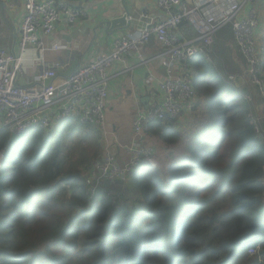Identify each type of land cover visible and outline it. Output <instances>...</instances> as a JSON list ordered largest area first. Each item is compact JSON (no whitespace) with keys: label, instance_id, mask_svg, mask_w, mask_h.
Instances as JSON below:
<instances>
[{"label":"trees","instance_id":"obj_1","mask_svg":"<svg viewBox=\"0 0 264 264\" xmlns=\"http://www.w3.org/2000/svg\"><path fill=\"white\" fill-rule=\"evenodd\" d=\"M259 20L262 87L250 84L248 98L230 78L244 75L248 63L233 24H225L211 59L189 60L195 109L181 122L151 124L178 147L158 150L134 170V206L135 195L91 198L85 174L100 157L82 141L99 146L96 127L71 117L12 139L0 124V264H264V241L248 254L264 239V139L255 123L261 118L264 130Z\"/></svg>","mask_w":264,"mask_h":264},{"label":"built area","instance_id":"obj_2","mask_svg":"<svg viewBox=\"0 0 264 264\" xmlns=\"http://www.w3.org/2000/svg\"><path fill=\"white\" fill-rule=\"evenodd\" d=\"M19 1L26 9L19 32V53L0 47V122L12 139L34 127L51 129L71 117L104 132L110 81L108 69L114 62L132 53L138 54L139 63L144 62L142 48L152 37L171 55L172 61L181 63L179 72L170 73L159 82V100L135 115L133 140L125 146L127 162L120 164L116 156L108 152L102 161L92 163L86 181L94 198L100 193L111 197L114 194L113 185L121 181L125 184L142 160L157 154L158 144L146 141L153 137L151 124L160 120L181 122L195 109L189 60L197 55L210 60L215 34L225 24H233L237 44L248 63L244 74L247 81L252 85H263L260 77L262 55L255 35L260 23L257 0H205L194 7H188L182 0H156L160 20L125 33L115 41L111 52L97 53L63 84H43L39 87L19 85L17 77L24 76L27 71L24 52L30 48L44 52L47 41L53 37L58 26L73 24L85 14L84 10L57 0ZM126 18L128 23L133 20L128 14ZM184 21L192 27V36L180 30ZM53 48L64 50L68 46L55 42ZM41 59L44 60L42 56ZM59 64L54 62L52 69L44 66L39 77H55ZM235 77L230 74L231 79ZM152 80L153 77L148 78L147 83ZM258 120L256 118L255 123ZM3 159L4 153L0 152V166ZM250 254L256 255V249L252 248Z\"/></svg>","mask_w":264,"mask_h":264},{"label":"crops","instance_id":"obj_3","mask_svg":"<svg viewBox=\"0 0 264 264\" xmlns=\"http://www.w3.org/2000/svg\"><path fill=\"white\" fill-rule=\"evenodd\" d=\"M182 1L188 7H194L205 0ZM57 2L74 5L84 10L85 14L73 24L58 26L53 37L47 41V49L44 52L32 48L24 52L23 61L27 71L24 76L17 77L19 85L39 87L45 84L46 79L39 77L42 73L41 69L44 66L52 69L54 62L60 64L56 76L50 78L49 85H61L70 77L65 76L64 72L75 59H78L75 69L78 71L97 53L111 52L115 41L125 33L134 32L138 26L155 23L160 20L161 15L156 0H57ZM256 5L264 24V0H257ZM25 13L26 9L22 1L0 0V47L4 50L19 53V32ZM126 14L133 17L132 22L128 23L126 18L127 25L117 23V27H111L113 19H121ZM180 30L187 36L194 34L192 27L186 21L181 24ZM55 42L67 45L68 48L54 50ZM142 54L144 62L139 63L138 54L132 53L114 62L108 69L110 81L105 109V131L101 132L105 150H103L104 155L98 159L100 161L110 152L116 156L120 164L127 162L128 154L125 146L133 140L132 122L135 115L159 100V82L168 74L180 70L181 63L172 61L171 55L155 37L143 46ZM152 77V82L147 83V79ZM152 130L150 127L153 137L146 141L157 143L163 155L166 151L178 147L176 142H166ZM185 141V138L180 139L178 145ZM133 175L132 171L126 184L121 181L113 185L114 193L123 199L136 194L139 197L140 192L132 183Z\"/></svg>","mask_w":264,"mask_h":264},{"label":"rangeland","instance_id":"obj_4","mask_svg":"<svg viewBox=\"0 0 264 264\" xmlns=\"http://www.w3.org/2000/svg\"><path fill=\"white\" fill-rule=\"evenodd\" d=\"M248 84L250 85L251 83L248 81ZM248 98H251V95H249L248 96ZM255 106L257 107V108H259L258 110H259V112L260 113H263V106L262 105H259L258 103H256L255 104ZM260 120H261V118L258 120V126H259V131H260V136L264 139V130L262 131V129L260 128V124H259V122H260ZM79 135H81L79 132H77L76 134H75V136H76V138L79 136ZM91 140H93L92 138H89V139H87L86 141H82V143H83V145H85V146H87V149H88V151H89V155H93V154H95V153H97L98 155H99V157L101 158L103 155H104V152H103V150H105L104 149V146H103V143L101 144V142L100 141H102V140H99L98 139V143H99V146H92L89 142L91 141ZM69 141V140H68ZM67 141V142H68ZM72 143V139L68 142V144H71ZM77 144H78V142L77 143H74L73 145L74 146H77ZM100 144H101V146H100ZM66 151H65V153H67L68 151H69V149L68 148H64ZM101 150V151H100ZM159 150H160V148H159ZM98 160V159H97ZM94 161H96V160H94ZM93 161V162H94ZM88 169V168H87ZM85 177H86V179H87V177H88V170H86V174H85ZM127 189V188H126ZM131 191V190H130ZM90 195H91V193H90ZM91 198H94L92 195H91ZM138 196H137V194L132 198V200L134 201H131V203H133V205H131V206H134L135 204H138ZM111 202V204L113 205V204H116V203H118L119 202V200L116 202L115 200H113V201H110ZM127 202H130V200H128ZM129 204V203H128ZM251 257H254V256H250L249 258H251Z\"/></svg>","mask_w":264,"mask_h":264},{"label":"water","instance_id":"obj_5","mask_svg":"<svg viewBox=\"0 0 264 264\" xmlns=\"http://www.w3.org/2000/svg\"><path fill=\"white\" fill-rule=\"evenodd\" d=\"M127 15V14H126ZM126 15H124L121 19H113L112 20V26L113 28L117 27V23H120L121 25H127L126 22ZM78 65V59H75L72 63V65L69 67V69L64 72L65 76H70L75 69L77 68ZM51 81L50 78L45 80V85H49V82ZM234 84L235 86L246 96L248 97L250 95V90H249V84L248 81L246 79V77L242 74H238L236 75L235 79H234Z\"/></svg>","mask_w":264,"mask_h":264},{"label":"clouds","instance_id":"obj_6","mask_svg":"<svg viewBox=\"0 0 264 264\" xmlns=\"http://www.w3.org/2000/svg\"><path fill=\"white\" fill-rule=\"evenodd\" d=\"M263 241H264V239H262V240L261 239L260 240H255L254 244L249 247L248 254H250V250L252 248L256 249V251L258 252L259 251V248H260V243H262ZM250 256H251V254H250Z\"/></svg>","mask_w":264,"mask_h":264},{"label":"bare ground","instance_id":"obj_7","mask_svg":"<svg viewBox=\"0 0 264 264\" xmlns=\"http://www.w3.org/2000/svg\"><path fill=\"white\" fill-rule=\"evenodd\" d=\"M211 123V122H210ZM126 161V160H125Z\"/></svg>","mask_w":264,"mask_h":264}]
</instances>
